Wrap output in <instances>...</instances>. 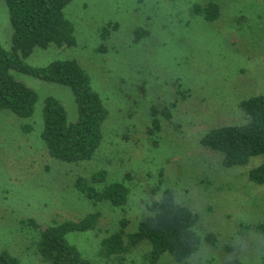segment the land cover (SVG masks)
<instances>
[{
    "label": "rangeland",
    "instance_id": "obj_1",
    "mask_svg": "<svg viewBox=\"0 0 264 264\" xmlns=\"http://www.w3.org/2000/svg\"><path fill=\"white\" fill-rule=\"evenodd\" d=\"M205 1L71 0L66 5L74 43L36 47L25 60L42 66L76 59L110 116L91 159L55 160L39 138L44 98L58 99L72 122L73 93L67 85L15 74L38 98L30 118L0 110V251L20 264H52L37 253L39 230L98 211L95 229L69 233L68 240L91 264H146V243L119 259L101 253V239L120 229L122 219L126 232L135 230L149 213L148 204L167 188L198 213L199 233L214 232L217 238L215 245L202 242L186 264H224L233 257L264 264V236L249 227L264 219V184L247 178L249 167L263 156L226 167L219 153L199 143L212 127L244 122L239 102L264 93V0H218L217 19L191 16V3ZM136 28L144 33L135 34ZM10 37L7 6L0 0L3 47H9ZM152 107L167 109V115H159V129L149 133ZM24 124L31 130L24 131ZM98 170L126 184L125 205L92 204L75 188L77 176ZM156 264L180 262L166 253Z\"/></svg>",
    "mask_w": 264,
    "mask_h": 264
},
{
    "label": "trees",
    "instance_id": "obj_2",
    "mask_svg": "<svg viewBox=\"0 0 264 264\" xmlns=\"http://www.w3.org/2000/svg\"><path fill=\"white\" fill-rule=\"evenodd\" d=\"M71 0H4L11 25L10 45L0 43V110L14 113L19 118H30L37 101L36 91L15 77L16 73L34 76L46 82L70 87L76 104L77 117L69 121L64 105L53 96L44 98L42 127L39 138L48 155L60 162L75 163L89 160L103 142L104 123L109 110L99 93L92 87L90 75L74 58L55 59L42 66L26 62L34 48L50 45L70 46L74 43L73 24L64 15ZM191 16L213 21L220 15L218 0L191 3ZM135 34L143 30L136 28ZM136 35V36H137ZM245 121L212 127L204 132L199 143L219 153L226 167L249 163L254 156H263L261 162L249 167L247 178L255 184H264V93L251 95L239 102ZM166 113V114H165ZM163 111L152 107L149 111V133L160 127ZM24 124V131L31 130ZM75 188L92 204L108 203L122 207L128 200V187L121 180H108L105 171L98 170L89 177L79 175ZM149 213L142 217L135 230L126 232L122 219L120 229L101 239V253L121 259L136 245L146 243L142 253L146 264H156L163 254H169L180 264H186L198 246L204 242L215 245L214 232L199 233V215L188 205L175 200L170 189L164 188L158 199L147 206ZM100 212H87L78 220L66 219L39 230L36 250L52 264H91L84 254L68 240L69 233L85 232L97 227ZM35 229L38 223L28 219ZM264 236V219L249 224ZM0 264H20L19 259L6 250L0 251ZM124 264V263H123ZM224 264H243L238 257Z\"/></svg>",
    "mask_w": 264,
    "mask_h": 264
}]
</instances>
